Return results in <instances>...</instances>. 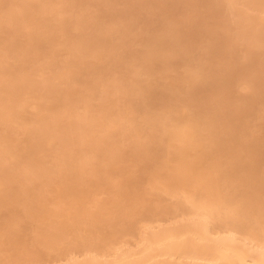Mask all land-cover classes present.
Here are the masks:
<instances>
[{"label":"bare ground","instance_id":"obj_1","mask_svg":"<svg viewBox=\"0 0 264 264\" xmlns=\"http://www.w3.org/2000/svg\"><path fill=\"white\" fill-rule=\"evenodd\" d=\"M19 1H21V0H19ZM44 1H46V0H44ZM47 1H49V0H47ZM72 1H74V0H72ZM213 1H216V0H212V2ZM226 1L229 4V5H227L228 8L233 7L236 4V0H226ZM244 1L246 2L247 5H250L251 7H254L256 9L257 8L259 9V7L264 5V0H244ZM32 2L24 1L22 4H20L21 2L20 3L18 2L19 4H17V3L16 4L20 8L22 7L21 9H23L24 7H27V8H29V10L31 9V10L41 11L42 13H43V11L44 12L48 11V8H49L50 12L53 13V11H51V10H52V8L54 9L56 7V6L55 7L51 6L52 8H50V6H49V7H47V10H44L43 9L44 7L42 8L44 3L41 4L42 1L40 4H38V1H37V4H35V2L34 3H32ZM69 2H70V0H69ZM191 2H192V0H191ZM193 2H194V4H196L195 0ZM5 3H6V1L3 2L0 0V6L1 7H3V5ZM55 3L53 2L52 4H55ZM76 3L78 4V1ZM213 3H215V2H213ZM10 4H12V3H10ZM49 4H51V1L49 2ZM79 4H80V2H79ZM198 4H200V2ZM218 4H219V2H218ZM22 5H25V6L23 7ZM161 5H164V4H161ZM165 5H167V3ZM209 5H210V3H209ZM9 7H11V5ZM59 7H60V5H59ZM79 7H80V5H79ZM8 9H10V8H8ZM57 9L61 10L60 8H56L55 11ZM156 9H158V6ZM160 10H161V8H160ZM23 11H24V9H23ZM55 11H54V13H57V14L59 13V12H57V11L55 12ZM216 11H217V9H216ZM14 12H16L15 9H14ZM211 12H213V11H210V14H211ZM4 13H7V12H4ZM23 13L24 14L21 13L20 17L18 15L19 18H16L17 17L16 14H15L16 17H11V14L10 15L6 14V15L8 17H10L9 19L7 17V19L12 24H14V26L17 28L21 24V21L25 20L24 21V24H25V22L27 21L26 19H31V17L34 16V15L32 16L29 11H24ZM32 13L34 14V11ZM35 13L38 14V12H35ZM81 13H82V11L80 12V15L78 14L80 16L79 18H73L74 16H71L72 19H76V20H70L71 22L69 20L62 19L60 16L58 18H56L54 15L55 20H57L56 24H54V25H56L57 28L61 29V31L63 29L65 31V29H66L65 26L67 23L68 24L70 23L73 26L76 25V27H78V29L80 31H77L78 33H75V34L73 33L74 35L68 33V31H67L68 28H67V30H66L67 32H65V33L62 32L63 35L62 36L60 35L61 38L57 42H58V45L59 44L61 45V47L68 48L69 49L68 51H71V52L74 51V53H73L74 55L73 56L71 55L72 56L71 62H69L70 67L71 66L74 67V65H76L78 63L81 64V62H83V63L86 62L87 63L86 73L89 74V78H90V75L92 78L93 75L96 76L95 73H97L96 71L98 70V68L101 69V67H100L101 64L95 62L96 59L93 61L90 59L88 60V58H91V59L97 58V60L98 59L102 60V58H104V60H105V58H108V59L114 58L115 54H113V52L114 51H120L119 47L122 45L121 43L125 42L127 40L122 41V37L125 36L123 34V32H124L123 30H121L119 28L114 29L113 27H110L109 25L107 26L105 24V22L101 21L103 19L98 18L96 20H93L91 18V20H90L87 16H85L86 13L84 15L82 14V16H81ZM207 14H209V12ZM2 15L3 14H1L0 16H2ZM3 16L1 18H3ZM75 17H76V15H75ZM36 18L37 19L33 20V24H34L33 27L34 28L32 30L30 29L26 33L27 37H28V39L26 40V45L30 46V48L33 51H29L28 47H25V46L21 47V43H20V40L18 39L17 35H14V36L10 35V36H12V38H9L10 36L8 35L9 40L10 39L13 40V42L10 41L11 46L13 43V46H12L13 50H11L10 45H9L10 46L9 50L14 52V54H13L14 56L13 55L12 56H13V59L16 60L15 64L18 67L19 66L21 67L22 63L26 60V56H25L26 54H28V53L32 54V55H36L37 53L40 54L41 50L44 49V48H39V49H41L39 52V50H37V48H36V46H39L37 43H40V42L35 43L37 40V37H38V40H40L41 42H42V39H39V36H41V33H38L39 31L37 32L35 30L36 29L39 30L38 27H42V26H43L42 28L48 27V28H46L48 30L49 25H52L54 23V21H53L54 18H53V15H51V14L49 15V14L45 13V15H41V13H40V17H36ZM66 18H69V17H66ZM38 19H39V21H38ZM127 20L130 21L131 17L127 18ZM249 20L255 21V23H254L255 25L251 26V28H253V29H251V32H248L246 29V24L249 23L248 22ZM3 22H6V21L3 20ZM125 22H127V21H125ZM185 22H186V20H185ZM130 23L131 22H129V24ZM237 23H238V21H237ZM182 24H181V26H183ZM187 24H188V22H187ZM54 25H52L53 29H55ZM52 26H50V29L53 32V29L51 28ZM73 26H71V27H73ZM130 26H133V25L130 24L128 26V28ZM176 26H178V25H176ZM199 26H201V25H199ZM204 26H202V27H204ZM224 26H226V25H224ZM239 26H241L240 30H239V33L241 35H243L245 37L253 38V40H258V41L263 40V37H264V15L258 14V15H253V16L247 17V16H245V14L242 13L241 21H239ZM120 27L122 28L123 26H120ZM125 27L126 26H124V28ZM169 27H170V29L168 31H170L169 34H171L172 33L171 30L174 28L173 27L171 28V26H169ZM194 27H193V29H194ZM20 28H21V26H20ZM198 28H197V30L201 29V27L199 29ZM205 28H206V26H205ZM46 29H44V31ZM125 29H127V28H125ZM178 29L177 30L175 29V31H174L175 34L173 33L174 34V35L172 34L173 37L169 38L170 44H171L170 46L166 45V42H169L168 39H167V41L163 40L162 36L165 33L162 31V32L153 34L151 38H147V39H146V37L144 38V39H146V41L144 40L145 43H142V44H144V46H145V44L148 45V47H147L148 49L146 50V48H145V50H144L145 53H143V55L139 56L138 55L139 52L137 51V55L133 56L132 50L129 52H127V51H121V52H123V58H125L124 62L127 63L126 64V70H128L131 73V75L128 76L129 78L127 79V81L124 80L125 82H123V85H124L123 88L125 87L124 88L125 93L128 94V97H127L128 103L127 104H129L131 108L134 107L137 110L143 112V122L146 126V129L147 128L150 129V131L148 133L146 132L147 133V136H146L147 139L145 141L140 140L143 143H141V146L138 145L139 146L138 150H140V151L143 150V152H145V156H146L145 158L151 160V162L153 163L151 165H154L150 169V170H152V172H151L152 177H151V179H149L150 185L153 186V188H154L155 184L161 182L160 187L157 185V187H159V189H161V191L162 190L168 191L169 193H172L174 195H178L179 193H181L180 195H182L184 193L183 194L184 195L183 196L184 197L183 202H177L176 201L177 203L173 207L174 209L176 208L175 210H177V208H178L180 210V212L183 213L182 214L183 217H181L180 220L177 219L179 221L173 222V224H165V225L164 224H158V225H146L145 224L144 227H145V229H147V234H146L147 236H144L145 232H142V230H141L140 232L142 233V235L144 237L142 236L141 238L137 239L135 241L136 244L134 246H133V244L125 242V243H121V244L119 243V244L113 245V247L110 248L109 251L107 249H106L107 251L102 250L101 254H99L98 251H97V253H95L94 251L90 252V253H84L82 257L76 256L75 254H73V255H69L67 260L66 261L64 260L65 262H62L61 264H264V167L262 166L263 168H261L259 166L260 165L259 161H261L260 158L262 157V156L260 157L259 154L260 155L264 154L263 153L264 152L263 151L264 150V120H263V124L261 126H258L259 128L257 130H252V131L249 128V126L247 124V120H246V117H247L246 115L248 113L247 112V108H248L247 106L249 105L251 99L254 98L253 96H255L257 94L258 90L260 91V89H263V88H261L259 85L252 84L251 82L250 83L252 85H250L247 82V84H248V85L246 84L247 87H249V85H250V87H252L251 90H252L253 94L250 93V94H252V97L250 98L251 95L242 96V98L239 100V103H237L238 105H235V106H234V103L232 102L233 108H232V111H230V109H229L230 113L227 111L228 114L221 113L220 110H215L216 112L214 111V113L213 114L211 113V115H206V114L202 115V114H199V112H195L193 109H191L190 107L187 106V104L184 102V100L182 98H184L188 94H190V96H188L190 98L192 94L194 96L195 93L199 92V90L195 91V89L196 88L198 89L200 84H204L206 82L207 78L210 76L211 71L206 72L204 70V68L202 67V64H200V63H196L195 65L193 63V66L190 65V61H193L191 59L194 56L192 58H190L191 57L190 55H192V53L189 55L190 52H189L188 47L182 44V41H184V40H182V36L180 33L181 30L179 27H178ZM184 29H187V28H184ZM208 29L209 30H204V31L209 32L211 30L210 28H208ZM41 30L42 29H40V31ZM56 30L57 29H55V31ZM226 30H229V28H226ZM190 31H192V30H190ZM194 31H195V29H194ZM194 31L191 32V35H192V33H194ZM201 31H202L201 36L206 37L205 35H203V32H204L203 28L198 33L201 34ZM154 32H156V31H154ZM43 33H49V34H42L44 36V39H46L45 36H47L48 38L50 37V36H48V35H50V32L45 31ZM56 33H58V32H56ZM228 33H229V31H228ZM125 34H126V32H125ZM223 34H225V33H223ZM52 35L54 36V34H52ZM167 35H166V38L169 36V35L168 36ZM43 36L41 38H43ZM147 36H148V34H147ZM194 36H195V34H194ZM201 36L199 35L200 38H201ZM1 37H3V36H1ZM115 37L117 39L119 38L121 41L116 40ZM125 37H127V35ZM199 37H198V39H199ZM184 38H187V37H184ZM192 38H193V35H192ZM207 38L206 39L208 40V44H209V36ZM213 38L214 37H212V39ZM164 39H165V37H164ZM229 39L230 38L228 36L224 37V40H226V41H229ZM128 40L130 41L131 38H128ZM202 40H200V42ZM192 41L193 40H191V42ZM196 41H198V40L196 39L195 43H196ZM188 42L186 41V43H188ZM191 42H189V43L191 44ZM210 42L212 43V45L214 44V41H210ZM7 43H9V41H7ZM204 43H206V42H204ZM202 45H203V43H202ZM219 45H221L220 42H219ZM223 45H224V43H223ZM204 46H206V45H204ZM162 48H163V50H165V52H168L169 55L171 54V57L168 55L167 57H164L163 59H161V61L163 60V62H162L163 64H162L161 69L153 70V68L150 64H151V61H154L153 59H155V56H154V58H152V56L154 55V53L157 49H158V51H160L159 49H162ZM199 48H201L202 50H204V48L210 49L208 47V45L204 48H202L201 46ZM213 48H215V47H213ZM213 48L211 49V51H213ZM223 48H225V50L228 49L227 47H224V46H223ZM4 49H5V47H4ZM216 49L217 48H215L214 51H216ZM49 50L50 49H48V51ZM222 50H224V49H222ZM199 51H200V49H199ZM207 51H210V50H207ZM207 51H205V52L208 53ZM228 51H230V50H228ZM216 52H214V53H216ZM222 52H224V51H222ZM141 53H142V51H141ZM158 53L156 52V54H158ZM39 54H37V55H39ZM41 54H40V56H41ZM163 54H164V52H163ZM163 54L161 55L159 53V55H161V57L159 55L158 56L160 58H162ZM196 54H197V52H196ZM201 54H202V52L198 53V55H200V56H201ZM204 55L207 56V54H204ZM142 56H144V57L142 58V60H140V57H142ZM197 56H196V58H197ZM213 56L214 55H212L211 57L213 58ZM219 56H221V55H219ZM150 57L152 58V60L149 59ZM202 57L204 58V56H202ZM40 58H39V60H40ZM198 58H200V57H198ZM217 58H218L217 59L218 61H221V60H219L220 58L218 56H217ZM223 58H225V57H223ZM36 59L37 58H35V60ZM115 59L116 58H114V60ZM146 59L151 60L150 64L148 63L150 66L148 64H145L144 60L146 61ZM206 59H207V57H206ZM208 59H210V58H208ZM202 60L204 61V59H202ZM178 61H180V64L182 65V68H180L181 70H175L176 68L173 69L171 67V66H174L177 64L179 65ZM200 61H201V59H200ZM230 61H232V60H230ZM205 62H206V60H205ZM221 62H223V61H221ZM235 62L236 61H233L232 62L233 64L230 63L231 66L235 65L234 64ZM105 63L106 62H104V64ZM201 63H203V62L201 61ZM79 64L77 66L78 68L80 67ZM97 64H99V65H97ZM85 66H86V64H85ZM223 66H224V62H223ZM40 67H38V69H40ZM70 67L69 68L65 67L66 69L65 68H64V70L61 69L62 71L59 70L60 73H58L59 71L57 70L58 71L57 73L59 74V76H61L60 78H63V77L71 78L73 76L74 70L72 69V67L71 68ZM83 67H84V64H83ZM80 68L83 69L82 67H80ZM36 69L37 68L35 67V70ZM77 69H76V71H77ZM218 69H220V68H217V70ZM225 69L229 70V71H227V70L226 71L230 75V67L229 68L227 67ZM170 70H173L175 73L173 75H171ZM7 71H9V70H7ZM32 71H33V69H32ZM98 71H100V70H98ZM215 71L216 70H213L214 73H217V71L216 72ZM5 72H6V70H5ZM36 72H37V70H36ZM52 72L53 71H51V73ZM78 72H79V70H78ZM81 72H83V71H81ZM10 73H12V71H10ZM25 73H27V72H25ZM133 73L135 75L134 77H133ZM214 73L211 75H214ZM219 73H220V71L218 70V73H217L218 76L220 75ZM222 73H226L225 70H223ZM88 74H85V75L88 76ZM155 74L156 75L159 74V77L164 78L165 80L163 79L162 82H159L157 79L159 77L158 76L155 77L156 76ZM224 75H222V78ZM232 75H230L229 77H232ZM0 76H1V74H0ZM2 76H4V75H2ZM19 76H21V75H19ZM29 76H28V78H29ZM55 76H58V75L57 74L53 75L52 79H54ZM69 76H71V77H69ZM8 77L9 76H7V79H8ZM14 77H16V76H14ZM46 77H48V76H46ZM51 77H52V75H51ZM51 77H49V78H51ZM215 77H217V76H215ZM22 78L17 76L16 81L21 82ZM43 78H44V76H43ZM122 78H120V79H122ZM125 78H127V77H125ZM166 78H168V80H166ZM218 78H215L218 81V82L216 81L218 85L215 84V85H217L216 90H215L217 95H218L219 91H221L222 89L224 90L225 86H228V85H226V83H228V82L225 80V78H223V79H218ZM226 78H227V76H226ZM5 79L4 78L2 79L3 83H4L3 80H5ZM120 79H119V81H118V79L116 81L120 82L121 81ZM211 79H213V77ZM30 80H32V78ZM46 80L47 79H45L44 81L47 82ZM254 80H252V81H254ZM0 81H1V79H0ZM27 81H29V80L27 79ZM112 81H115V80L112 79ZM116 81L114 82L115 84L117 83ZM9 82H10V84L7 85V83H9ZM9 82H7V80H6L7 86L5 84H3V85H5V87L3 86L5 88V89H3L4 91L2 90L4 93L0 94V122H1V124L2 123L7 124L8 121L11 122V119H14V118L16 119V117H18L19 113L17 112V109L15 110V108H14L15 105L18 108L19 107L24 108V106L26 107V104H27V99H22L19 97L18 94H16V92H17L16 91L17 86L15 85L16 82L14 81L15 84L11 80ZM213 82H214V80H213ZM46 84L48 87V83H46ZM118 85H119V83H118ZM207 85L208 84H206V86ZM42 87L44 88L43 85H42ZM114 87L115 86L113 85V88ZM117 87H119V86H116V88ZM56 89H58V88H56ZM108 89H109V87H108ZM108 89H107V91H108ZM210 89L208 90V92H210ZM113 90H115V88ZM113 90H112V93L114 94ZM249 90H250V88H249ZM64 91H66V90H64ZM211 91H213V90H211ZM40 92H42V91H40ZM100 92L105 94L103 91H100ZM67 93H69V92H67ZM108 93L109 92H107V94ZM181 93L182 94L185 93L186 95L181 97L180 96ZM107 94H106V96H109V94H111V93H109L108 95ZM223 94H225V93H223ZM42 95L39 94L38 99L39 98L42 99L43 98ZM63 95H64V93H63ZM217 95L214 96V94H213V96L215 98ZM106 96L104 98H106ZM211 96H210V99H213ZM218 98H220V97H218ZM107 99H108V97H107ZM110 99H111V97H110ZM217 100H219V99H217ZM39 101L40 100H38V102ZM44 101H45V99H44ZM254 102L256 103V100H254ZM257 102H260V101H257ZM35 103H34L35 106L39 107L41 101H40V103H37V99H36ZM42 103H43V101H42ZM227 103L230 104V102H227ZM226 104H224V105H226ZM252 105H254V103ZM85 106H86V104L84 105V108H85ZM103 106L105 107L104 104H103ZM221 106L222 105H220V107ZM255 106H256V104H255ZM214 107L216 108V105ZM39 109H40V107H39ZM98 109L100 110V112L103 111L102 107H100V108L98 107ZM120 111H122V110H120ZM204 111H201V113ZM110 113H113V112H110ZM110 113H108V114H110ZM205 113H208V112L206 111ZM55 114L57 115L58 113H55ZM77 114H76L77 120H78V117H81V119L86 118V116L82 117V116H80V114H79V116H77ZM31 115H33V114H31ZM44 115H46V116H44ZM44 115L42 113H40V110H39V113H37V112L34 113V115L29 119V124H31V125H30V127L28 126V128L26 129L27 132L25 131L26 132L25 135L27 134V137L24 138V136H23V138H22L24 140V141L23 140L22 141L25 142V144H24L25 146L22 145L23 143L20 142L21 147L22 146H24V147H22V148L19 147V148L24 152L26 151L27 156H29L30 154L33 155L35 153H39L38 150L36 152L35 149L41 144H42L41 147L39 146L40 149L42 148V146H44V144L48 145L50 147V144H52L55 141V139H58L59 142L62 141V146H64V147H65V145L67 147H69V146L71 147V145H73V144L77 145V146L75 145V147L73 145V147H72L73 149L72 148H66V149L63 148V150L64 149L65 150L61 151V152H62V154H66L65 160L61 159V158L59 159V156L56 153L54 155V158H56L58 160H56V161L54 160V163H53L54 165L51 164L52 165L51 168H53V169H50V172L52 174H56V176L59 177V179H58L59 183L57 182L58 187H57L56 191H54L55 192V195H54L55 198L52 196L53 195L52 194L51 196H52L53 200H51L49 198V200H50L49 203L56 204L55 206L56 207L58 206L59 208L57 207V209H59V210H57V211L56 210L54 211L53 209L50 210V208H52V206H54V205L49 206V209L44 207L45 203L43 205L42 204L43 202L42 203L40 202L42 200V198H41L42 195L40 193L41 189L40 190L39 189L34 190L32 187L26 188V186H23L25 184L22 183V186L20 184H18L21 187L18 186V187H16V189L17 188L18 189L14 190V188L11 187L8 184V182H6V180H7L6 178L9 174L12 175L11 177L16 176V177H14L16 179L18 178V176H22L21 178L22 179L24 178L23 180H27L28 182L32 181L33 178L39 177L40 175H44L45 178H47L48 180H51V178H50L51 175L49 174V171H48L49 168H47V173H45V174H44V172L40 173L38 171V168H39L38 165L42 162L39 161L38 162L39 164H37V162H36L37 159L33 160L34 157L32 155H31L32 157H30V158L29 157L24 158L23 156H25L24 155L25 153L19 152L20 150H15V151H13L14 149L11 150L12 149L11 147L14 148L15 147L14 145L17 146L18 144H15V142H17L15 140H14L15 142H12L13 139H15V138H13L9 132H8V134H9V136H8V134L5 131L4 132L6 134H0V187L2 186L1 187L2 191H0V203L2 202L1 205H5L7 203V201L10 200L9 196L12 195L11 192L13 191L14 192L13 194H15V196L18 195V198L16 199V197L14 198V196H12L13 199L11 198V200L15 203L17 202L18 204L20 203L21 205H23V206H21V207H23V209H22L23 213H26L29 215L31 212H29L28 209L30 207L29 204L32 203L31 200H36V199L39 200L38 198L40 197L41 200L38 201V202H40V204H39L40 207H37V208H40L42 211L41 215H40L41 216L40 219H42V217H44L45 219H49L52 216L57 217L59 219H58V222L56 223V225L55 224L52 225L51 228H49L47 230L42 229L41 231H36L35 235L37 236L36 238H38V239H36L34 237L33 240H31V241H34L35 239L36 240L34 242H32V247H30L28 249H27V245H29L28 243H31V241L25 242L27 244L24 243L25 245L23 246L22 249H20V248L16 247L17 243H20V241L14 240V239H17V237L14 238L13 240H11L8 237L9 239L8 240L6 239V240L8 241V244L10 246L13 245V247H11L13 250H11L12 252L9 251V253L6 252L5 253L6 255H3L2 258L0 257V264H21L23 261V259L21 258L22 254H26L27 251H30V250L37 252V250L39 249V248L37 249V247H38L37 244H40L41 246L43 245V247L45 246L44 248L47 247V248L54 251L55 246L57 245V243L61 242V240H62L61 236L64 234L66 229L67 230L69 229L68 228L69 226H70L71 232L73 233L72 236L77 237V238H73L74 240L75 239L78 240V237H79L85 241L87 238L84 239L85 238L84 236L87 235L89 231L86 233V231L88 229H86V228L83 229L82 227L81 228L79 227L78 222L80 220H84L83 224H85V222H89L90 226L93 225V224H91L92 222L100 221V220L111 225V223H112L111 219H114V217L119 212L121 213V211H122L121 209H123V207H124L122 200L124 199L125 190L122 189V185H118L122 182H118L116 190L114 192L117 194L118 197H116V198L114 197V199H110L111 203L109 202L110 203L109 208L105 206V208H108V209H105L103 207L104 205H102V207L105 210H103V208L101 206H98L99 208H97V206H96L97 203H95L96 201H94L95 205L93 207H95V209H92L93 207H91L90 209L85 208L84 207L85 205L83 206L82 204H80L81 205L80 207L82 209L79 207L80 208L79 211H77V210H76V212L73 211L74 213L73 212L71 213L69 211V209H68L69 207L67 208V205L65 206V204H69L71 199L77 203L82 196V194L80 193L81 194L80 195L78 192L82 191L83 187H80V189L77 188V185H79V184H77L76 179H78V181H81V182L85 181L88 184H91V182L94 178L97 179L99 177V174L102 172V169L101 168L99 169V167H96L94 165V167L90 171H88V174H86L85 172H87V170H89L91 167V164H89V161H90L91 156H92L91 153H93V155H95L96 147L94 146V147L89 148L90 150L88 149V151H87L88 153L86 154V151H84V149H83L84 148V146H83L84 144L82 142L83 140L80 137H78V139L76 141L73 140L72 141V142H74L73 144L72 143H71V145H69V143L67 144V140H68L67 138H69V135L67 136L64 134L65 136H67V138H65V136H63V134L61 133L62 132L61 130H58V129L56 130V128L53 127V124H55V123L57 125L59 124L58 122L54 123V121H56L55 117H53L54 114H53V116H50L51 114L49 116H47L48 114H44ZM72 115H74V114H72ZM121 115H122V113H121ZM126 115L123 114L122 118H125L126 120L129 121L130 125L128 128H130V126L133 127V116H128V115L126 116ZM232 116H234V118ZM58 117L59 116L57 115V118ZM95 117L96 116H92L91 119L94 120ZM99 117L102 118L103 116L101 117L99 115ZM99 117L98 118L96 117L95 119H97V121L99 123H101V120ZM73 118H74V116H73ZM58 120L59 119H57V121ZM77 120H75V121L77 122ZM16 122H17V120H16ZM18 123H21V125H22L21 127H23L25 125V124H22V123H24L22 121L21 122L18 121ZM8 124H11V123H8ZM79 124L78 125L74 124L73 129H76L75 130L76 132L79 131V134H80L81 131H83V129H80L81 125L79 126ZM62 126H64V124L61 123V128H62ZM69 126L72 127V125H69ZM122 126L124 128V125H122ZM6 128L7 127H5V129L4 128L3 129L7 130ZM23 129L25 130V128H23ZM59 129H60V127H59ZM70 129H72V128H68V130H70ZM108 130H110V129H108ZM57 131H60L59 133H61L62 135L59 134ZM72 131H74V130H72ZM72 131L70 130V132H72ZM121 132H124L123 129ZM109 133L111 134V131H109ZM126 134H125L124 138H126ZM72 135H70V136H72ZM106 135H108L107 132H106ZM80 136H81V134H80ZM103 136H105V133ZM10 138H12V140ZM74 138H77V137H75L73 135L72 138H70V139H74ZM100 139L97 140V143L100 142ZM39 141H41V142L39 143ZM42 141H44V144ZM254 141H256V142H254ZM18 142H19V140H18ZM63 142H66V143L63 145ZM131 142H132V140H131ZM102 143H103V145H106L105 149L107 147H109V145L107 146V142L104 143V141L102 140ZM108 143H110V141ZM126 143L129 144V141ZM131 145H133V143ZM102 148H104V146ZM135 148H137V146H135ZM203 148H209V150L203 149ZM70 149H72V150H70ZM109 149L110 150H108V151H110V153H111L113 150H112V148H109ZM119 151L122 153L121 149ZM140 151L138 152V154L140 153ZM255 151L258 152L256 154L260 158H258L257 155H256L257 158H253V157H255L253 155L255 153ZM120 152L118 153V151H115V154H113V155L115 156L116 153L120 154ZM21 153H23V154H21ZM110 153H108V154H110ZM243 153L246 154L245 156L248 158V161L244 160L245 157L243 158V156H244V155L242 156ZM140 154H142V153H140ZM37 155L35 154V156H37ZM77 158H79V161H77V163H73V162H76ZM201 158H206L208 160H205V163L201 164ZM172 161H173V163H172L173 165H168V162H172ZM224 163L226 165H224ZM43 165L44 164H42V166ZM160 169L166 170L167 172L165 171L164 172L165 174H162L160 172L161 171ZM42 171H44V170H42ZM106 171H107V169L104 170V172H106ZM237 171L240 172V174L238 176H236ZM241 171H243V172H241ZM213 173H214L215 178H210L209 175H211ZM3 177H4V179H3ZM72 178H74L73 179L74 181L72 180ZM160 179H162V180H160ZM157 180H158V182L155 183V181H157ZM173 180H174V182H173ZM44 182H47V180ZM60 182H62V183H60ZM104 182L105 181H103V183ZM47 183H46V185H47ZM44 185H42V186H44ZM188 187H190V188L188 189ZM11 189H13V190H11ZM46 192H47V190H46ZM48 192H49V190H48ZM9 193H10V195L8 196ZM64 196L68 197V202L66 201V198L64 199V202H63L62 198H64ZM69 197H71V198H69ZM157 197H159V196L157 195ZM54 199H56L55 202H54ZM159 199H161V198H159ZM46 201H48V200H46ZM3 202L5 204H3ZM159 202H161V200ZM62 203H64V204H62ZM34 204L37 205V202ZM59 204H60V206H59ZM36 205H34V206H36ZM46 206L48 207V205H46ZM31 207H32V205H31ZM88 207H90V206L88 205ZM159 207H160V205H159ZM34 208H36V207H34ZM76 208H78V207H76ZM158 209H160V208H158ZM165 209H167V208H165ZM169 209H170V207H169ZM162 210H164V209H162ZM179 210L177 211L178 213H180ZM103 211L105 213H103ZM167 211H169V210H167ZM39 212H40V210H39ZM173 212H175V211H173ZM120 213H119V215H121ZM32 214H33V212H32ZM99 214H102L103 216L106 214L105 216L107 219L103 220L105 218V216L103 217V219H100ZM23 215L24 214L19 215V216L22 217ZM34 215H35V213H34ZM180 215H181V213H180ZM40 216H37V219H39L38 217H40ZM27 217H30V216H27ZM34 218H36V215ZM22 220H23V218H22ZM102 221H101V223H103ZM8 222H9V225L12 224L13 227H17V229L19 228L18 222L12 221V220H10ZM80 223L81 222H79V224ZM127 224H129V223H127ZM6 226H8V223ZM6 230H7V228H6ZM84 230H86V231H84ZM69 232H70V230H69ZM138 233H139V231L137 232V234ZM2 235L5 236L6 234L3 232L0 233V244H2V242H4V240L1 241L2 240L1 237H3ZM133 235H135V234H133ZM6 237H7V235H6ZM93 237H92V239H93ZM3 238H5V237H3ZM95 239H96V236L94 238V241H95ZM64 241H66V239H64ZM69 241L71 242V240H69ZM72 243L76 244L78 242H72ZM107 245H109V244H107ZM84 247H85V245H84ZM0 248H1V246H0ZM2 249H4V248H2ZM40 253H42V252H40ZM42 254H44V253H42ZM57 254H59V253H57ZM33 255L35 256V254H33ZM25 256H22V257L27 258Z\"/></svg>","mask_w":264,"mask_h":264},{"label":"rangeland","instance_id":"obj_2","mask_svg":"<svg viewBox=\"0 0 264 264\" xmlns=\"http://www.w3.org/2000/svg\"><path fill=\"white\" fill-rule=\"evenodd\" d=\"M1 1H3V2L6 1V3L3 5V7L0 6V10L1 9L3 10V11L2 10L0 11V15L1 14L4 15V16L2 15L3 18H1L2 16H0V39H1L0 40V74H1V76L4 75L2 77L0 76V79H1V81H0V87H1L0 88V94L4 93L3 89H5L4 87L6 85V80H7V82H9L11 80L14 84L16 82L15 85L17 87L16 86L15 87H16V91L18 92V93L16 92V94H18L19 97L22 99H27V104H26V107L24 106V108H20V107L18 108L16 105L14 106L15 110L17 109V112L20 115L17 113L18 117H16V119L15 118L11 119V122L8 121V123H11V124H8V123L7 124H5V123L1 124V122H0V134H6V133L8 134V132H9L10 135L13 138H15V139H13L12 142H15V141L18 142V140H19L18 143L15 142V144H18V145L17 146L14 145L15 146L14 148L11 147L12 148L11 150H13V149H14L13 151L20 150L19 152L25 153L24 154L25 156H23L24 158H26V157L30 158L33 156L34 157L33 160L37 159L36 160L37 164H39L38 163L39 161L42 162L38 165V167H39L38 171L40 173L44 172V174H45V173H47V168H49L48 171H49V174L51 175V176L49 175L51 180H48L47 178H45L44 175H40L39 177L33 178L32 181H29V182L27 180H23L24 178L22 179L21 178L22 176H18V178L20 177L21 179L20 178L19 179L14 178L16 176L11 177L12 176L11 174H9L6 178L7 180L9 179L8 181L5 179L6 182H8V184L14 188V190L18 189V188L16 189V187H18L20 185L22 186V183L25 184L23 186H26V188L32 187L34 190H37V189L40 190L41 189L40 193L42 195L41 198L43 201L41 200L40 197L38 198L39 200H37V199L31 200L32 203L29 204L30 207L28 209L29 212H31L29 215L26 213H23V211H22L23 207H21L23 205H21L20 203H19L20 204L19 205L17 202L15 203L11 200V198L13 199L12 196H14V198L16 197V199L18 198V195L15 196V194H13L14 193L13 191L11 192L12 195H10V193L8 194V196L10 195L9 199L12 202L10 200H8L6 204L3 202V204H5V205H1L2 202L0 203V233L3 232L7 235V237H6V235L5 236L2 235L5 238L1 237V239H2L1 241L4 240V242H2V244H0V246H1L0 250L2 248H4L1 250L2 252L0 251V257L1 258L3 257V255H6L5 254L6 252L9 253V251L13 250L11 248V247H13V245L10 246L8 244L7 240L9 238L11 240H13L14 238L17 237V239H14V240H18V241H20V243H17L16 247L22 249L23 246L25 244H27L25 242H29V241L33 240L34 237L35 238L37 237L35 235L36 231H41L42 229L47 230V229L51 228L52 225H54V224L56 225V223L58 222L59 218L53 217V216L50 217L49 219H45L44 217H42V219H40L41 218L40 215H41L42 211L40 208H37V207H40L39 206L40 202L41 203L43 202L42 204L44 205V203H45V205H44L45 208L49 209V206L54 205V206H52V208H50V210H52V209L54 211L59 210V209H57L58 206L57 207L55 206L56 204L49 203V201H50L49 198L51 200H53L52 196L54 197V195H55L54 191H56V189L58 187V183H59V181H58L59 177L56 176V174H52L50 172V169H53L51 167H52V165H54L53 164L54 160L55 161L58 160V159L54 158V155L57 153V155L59 156V159L61 158V159L65 160L66 154H62L61 151H64L66 148H72L74 145L73 144L74 142H72V141L73 140L76 141L78 139V137H80L83 140L82 141L84 144L83 149H84V151H86V154L88 153L87 151L89 148L94 147V146L96 147L95 155H93V153H91L92 156H91V159L89 161V164H91V167L85 173L88 174V171H90L94 167V165L96 167H99V169L101 168L102 172L99 174V177L97 179L94 178L92 180L91 184H88L85 181L81 182V181H78V179H76L77 184L80 185V186L77 185V188L80 189V187H83L82 191L78 192L79 194L81 193L82 196L77 203L71 199L70 203L65 204V206L67 205V208L69 207L68 209L71 213L73 211L76 212V210L79 211L81 208L80 204H82L83 206L85 205L84 207L89 208V209L91 207H93L95 205V203H97V205H96L97 208H99L98 206L102 207V205H104L103 206L104 208H105V206L109 208L110 203H111L110 199H114V197L115 198L118 197L117 194L114 193L116 190L117 184H118V182H122V183L118 184V185H122V189L125 190L124 199L122 200L124 207H123V209H121L122 210L121 213L119 212L121 215H119V213H118L115 216L116 218L114 217V219H111V221L113 223V224L111 223V225L100 220V219H103V217L106 214L104 216L102 214H99V216H100L99 220L100 221L92 222L91 224H93V225H91V226L89 225L90 224L89 222H85V224H83L84 220H80L79 222H81V223L79 224V222H78L79 227L80 228L82 227L83 229H85V228L88 229L87 231L84 230V231H86V233L89 231L88 234L84 236L85 237L84 239L87 238L85 241L79 237H78L79 241L77 239L74 240L73 238H77V237L72 236L73 233L71 232V229L69 226L68 230L65 228L66 230H65L64 234L62 235L63 237L61 236L62 240H61V242L57 243L54 251L47 248V247L44 248L45 246L43 247V245L41 246L40 244H37L38 245L37 249L39 248L37 250V252L31 251L29 249L30 251H27L26 254H22V256L26 255L25 257H27V258H24L21 256V258L23 259L21 264H61L62 262H65L67 260L69 255H73V254H75L76 256H79V257H82L84 253H90L93 251L95 253H97V251H98V253L101 254L102 250L104 251L107 249L109 251V249L112 248L113 245H116L119 243L121 244V243H125V242L133 244V246H134L136 244L135 241L143 236L142 233L140 232L141 230H142V232H145V234L143 233L144 236H147L146 235L147 229H145V227H144L145 224L146 225L173 224V222L179 221L181 219V217H183V215H182L183 213L180 212V210L178 208H177V210H175L176 208L174 209L173 207L177 202H183V200H184L183 194L184 193L182 195H180L181 193H179L178 195H174L172 193H169L168 191H163V190L161 191V189H159V187L161 186L160 185L161 182L155 184L154 188L156 190L153 188V186L150 185L149 179H151V177H152L151 176L152 170H150V169L154 165H151V164H153L151 162V160L145 158L146 156H145V152H143V150H141V151L138 150L139 149L138 145L141 146V143H143L141 141H145L147 139L146 136H147V133L150 131V129L149 128L146 129V126L143 122V112L137 110L134 107L131 108L130 105L127 104L128 103V101H127L128 94L125 93V89H124L125 87L123 88V86H124L123 82H125L124 80L127 81V79L129 78L128 76H130L131 73L128 70H126V64L127 63L124 62L125 58H123V52H121V51L129 52L132 50L133 56L137 55V51H138L139 56L143 55V53H145V51H144L145 48H146V50L148 49L147 48L148 45L145 44V46H144V44H142V43H145L144 40L146 41L147 38H151L153 34L163 31L165 34H163L162 38L164 41H167V39H168L169 42H166V45L170 46L171 44H170L169 38L173 37V35L175 34L174 33L175 29L177 30L179 27L181 30L180 33L182 36V40H184V41H182V44L188 47L189 52H190L189 55L192 53V55H190L191 56L190 58H192L194 56L191 59L194 62L190 61V65L193 66V63H194V65L196 63H200V64H202V67L204 68V70L206 72L211 71L210 76H209L210 78L208 77L204 84H200L198 89L197 88L195 89V91L199 90V92H197V93L194 92L195 93L194 96L192 94L190 98L188 97V96H190V94H188L187 96L182 98L188 107L193 109L195 112H199V114H202V115H205V114L211 115V113L213 114L215 110H220L221 113L228 114L229 109H230V111H232V108H233L232 104L234 103V106L238 105L237 103H239V100L242 98V96L251 95L250 98L252 97L253 92L251 90L252 87H250V85L255 84V85H259L263 89H260V91L258 90V92H257L258 95L256 94L255 96H253L254 98L251 99V101H250L251 104L249 103V105L247 106L248 107L247 108L248 113L246 115L247 116L246 120H247V124H248L249 128L251 129V131L257 130L259 128L258 126H261L263 124V120H264V85H263L264 84V37H263V40L258 41V40H253V38H249V37H245V36L241 35L239 33V30L241 27V26H239V21H241L242 13L245 14V16H247V17L253 16V15H258V14L264 15V5L259 7V9L258 8L256 9L254 7H251L250 5H247L244 0H236V4L230 8H228L227 5H229V4L227 3L226 0L213 1L215 3H213L212 0H204V1L203 0H195L196 4H194V2H193L194 0H192V2H191V0H74V1L70 0V2H69V0H49V1L37 0L38 4H40L41 1H42L41 4L44 3L42 6V8L44 7L43 8L44 10H47V7H49V6H50V8L56 6L54 9L52 8V10H51V11H53V13H54L56 8H60L61 10L57 9L56 11L59 13L53 14L50 12V10L48 8L49 12L43 11V13H42L41 11H36V10H31V9L29 10V8L24 7L25 5H22L24 7L23 8L24 11H29L31 13V15L32 16L34 15V16L31 17V19H26L27 21L25 22V24H24L25 20L21 21V24L19 25V27L16 28L14 26V24H12L8 20L10 17H8L7 15L11 14V17L17 16L16 18H19L21 16V13L24 14L23 13L24 11H23V9H21L22 7L20 8L17 4H19L20 2H21L20 4H22L24 1H28V2L33 1L32 3L35 2V4H37V1L36 0L35 1L34 0H30V1L29 0H21V1H19V0H17V1L16 0H13V1L12 0H10V1L9 0L8 1L7 0H1ZM50 1H51V4H49ZM52 1L54 3L56 1L57 2L55 4H52L53 3ZM75 1L76 2L78 1V4L80 2V4H79L80 7ZM217 1L219 2V4ZM199 2H200V4H198ZM10 3H12V4L14 3V4L12 5ZM166 3H167V5H165ZM209 3H210V5H209ZM161 4H164V5H161ZM10 5H11V7H9ZM59 5H60V7H59ZM157 6H158V9H156ZM159 7L161 8L162 11L160 10ZM8 8H10L11 10ZM14 9L16 12H14ZM216 9H217V11H216ZM31 11L32 12L34 11V14ZM81 11H82L81 16H82V14L84 15L86 13L87 15L85 14V16H87L90 20H91V18L93 20H96L98 18L103 19L101 21L105 22V24L107 26L109 25L110 27H113L114 29L119 28V29L123 30L124 31L123 34L125 36L127 35V37L122 35L123 36L122 41L127 40L128 42L127 41L122 42L121 43L122 45L120 44L121 46L119 47L120 51H114L113 52V54H115V57H114V58H116L115 60H114V58H109V59L105 58V60H104V58H102V60H99V59L97 60V58H92V59L88 58V60L90 59L93 61L96 59L95 62L101 64L100 65L101 69L98 68V70H100V71L97 70L96 71L97 73H95L96 76L93 75L94 77L92 76V78H91V75H90V78H89V74L86 73L87 63L81 62V64H79V63L78 64L83 69H81L80 67L78 68L77 67L78 64H76V65H74V67L71 66L72 69L75 71V72L73 71V76L71 75L72 77L69 76L71 78H68V77L60 78L61 76H59L58 73H60V71L64 70L65 67L66 68L70 67L69 62H71L72 56L74 55L73 54L74 51L71 52V51H68L69 50L68 48L61 47L60 44L58 45L57 41L61 38L63 33L67 32V31L70 34H73V33L75 34V33H78L77 31H80V30L78 29V27H76V25L73 26L70 23H69L70 25L67 23L65 26L66 27L65 31H64V29L61 31V29L57 28L56 25H54V24H56V21H57V20H55V17L58 18L60 16L62 19H66L69 21L70 20H76V19H72L71 16H74L73 18H79ZM210 11H213L214 13L211 12V14H210ZM4 12H7V13H4ZM35 12H38V14ZM208 12H209V14H207ZM40 13H41V15H45V13L49 14V15L50 14L53 15L54 23L52 25H54L55 29H57V30L55 31V29H53L52 25H49V29H48L49 31L46 29L48 27H44V28H42L43 26L38 27L39 30L35 28L36 29L35 31H37V32L39 31L38 33H41V36H39V39H42V42L40 40H38V37H37L38 41L36 40L35 43L40 42V43H37L39 46H36V48H37V50H39V52L41 50L39 48H44L41 50L42 54L40 53L41 56L39 53H37L39 55L36 54L37 56L29 54V53H28L29 55L26 54L25 55L26 60L22 63L21 67L20 66L18 67L15 64L16 60L13 59L14 52L11 51V50H13V47H12L13 43L11 46V42H13V40L12 39L9 40V38H12V36H10V35H13V36L17 35L18 39L20 40L21 47L25 46V47H28L29 51H33L30 48V46L26 45V40L28 39L26 33L30 29L32 30L34 28L33 27L34 26L33 20L37 19L36 17H40ZM15 14H16V16H15ZM18 15H19V17H18ZM54 15H55V17H54ZM75 15H76V17H75ZM7 17H8V19H7ZM66 17H69V18H66ZM129 17H131L132 21L127 20V18H129ZM3 20L6 21L7 23L3 22ZM185 20H186V22H185ZM38 21H39V19H38ZM125 21H127V22H125ZM237 21H238V23H237ZM129 22H131L130 24L133 26H130L128 28V26L130 25ZM187 22H188V24H187ZM248 22L249 23L246 24V29L248 32H251V29H253V28H251V26L255 25L254 24L255 21L249 20ZM181 24L183 26H181ZM176 25H178V26H176ZM199 25H201V26H199ZM204 25L206 26V28ZM224 25H226V26H224ZM20 26H21V28H20ZM50 26H52L51 28L53 29V32L50 29ZM71 26H73V27H71ZM120 26H123V27L121 28ZM124 26H126L125 28H127V29H125ZM169 26H171V28L172 27L174 28L171 30V32H172L171 34H169L170 31H168L170 29ZM202 26H204V27H202ZM193 27H194L195 31H194ZM198 27L199 28L201 27L200 30H202V28H203V31L209 30L208 28H210L211 30L209 32L204 31L205 33L203 32V35H205L206 37H204V36L202 37L201 36L202 31H201V34L198 33L200 31V30H197ZM67 28H68V30H67ZM184 28H187V29H184ZM226 28H229V30H226ZM40 29H42V30L40 31ZM44 29H46L45 31L50 32V35H48V36H50L49 38L47 36H45L46 39H44V36L42 34H49V33H43V32H45ZM190 30L194 31V33H192L193 38L191 35L192 31H190ZM154 31H156V32H154ZM228 31H229V33H228ZM56 32H58V33H56ZM125 32H126V34H125ZM222 32L225 34H223ZM51 33L54 34V36ZM147 34L149 37L147 36ZM194 34H195V36H194ZM166 35L168 36L167 38H166ZM199 35L201 36V38L203 40L199 37ZM1 36H3V37H1ZM42 36H43V38H41ZM208 36H209V44H208V40H207ZM226 36H228L230 38L229 41L224 40V37H226ZM145 37H146V39H144ZM164 37L166 40L164 39ZM184 37H187V38H184ZM198 37L200 40H202L201 42L198 39ZM212 37H214V38L212 39ZM128 38H131V40L129 41ZM115 39L118 41H121L119 38L117 39L115 37ZM196 39L198 41H196V43H195ZM191 40H193V41L191 42ZM7 41H9L10 44L7 43ZM186 41L191 42V44L189 42H188L189 44L186 43ZM210 41H214V44L212 45V43ZM204 42H206V43H204ZM219 42L221 45H219ZM202 43H203V45H202ZM223 43H224V45H223ZM9 45L11 46V50H9L10 49ZM199 45L202 48H204L208 45V47L210 49L204 48V50H202L201 48H199L200 47ZM204 45H206V46H204ZM3 46L5 47V49ZM223 46L227 47L228 49L225 50V48H223ZM213 47L217 48L216 49L217 52L214 51L215 48H213ZM212 48H213V51L216 53L211 51ZM221 48L224 50H222ZM48 49H50V50L48 51ZM199 49H200V51L202 50L201 52L203 55L201 54V56L198 55V53H201L199 51ZM159 50L160 51H158V49H157L155 51L154 55L152 56V58H154V56H155V59H153L155 62L151 61L152 60L151 57L149 58L151 60H148V59H146V61L144 60L145 64H148V63L150 64V61H151L150 65L152 66L153 70L161 69L162 64H163L162 63L163 60L161 61V59H163L164 57H167L169 55L168 52H165V50H163V48L159 49ZM207 50H210L211 52L207 51ZM228 50H230V51H228ZM141 51H142V53H141ZM205 51H207L208 53H206ZM222 51H224V52H222ZM156 52L157 53L159 52L161 55L164 52L162 58H160L161 55H159V53L156 54ZM196 52H197V54H196ZM204 54H207V56H205ZM195 55L196 56L198 55L197 58L198 57H200V58L197 59ZM212 55H214L213 56V58L215 57L214 59L211 57ZM219 55H221L222 57ZM169 56L171 57V54ZM202 56H204V58ZM217 56L219 58L221 57L219 60L224 62V66H223V62L217 60L218 59ZM38 57L39 58L41 57L40 60ZM143 57L144 56L140 57V60H142ZM206 57H207V59H206ZM223 57H225V58H223ZM35 58H37L38 60L37 59L35 60ZM208 58H210V59H208ZM200 59L203 63L205 62V60H206V62L203 64V63H201ZM202 59H204V61ZM230 60H232V61H230ZM233 61H236L234 63L235 65L231 66L230 63H232ZM104 62H106V63L104 64ZM178 62H179V65L177 64V65H174L171 67L173 69L176 68L175 70H181L180 68H182V65L180 64V61H178ZM83 64H84V67H83ZM85 64H86V66H85ZM99 64H97V65H99ZM35 67L37 68L36 69L37 72L35 70ZM38 67H40V69H38ZM227 67L228 68L230 67V75L233 74L232 77H229L230 75L227 73V71H229V70L225 69ZM217 68H220V69H218L220 71L219 76L217 75V73H218ZM4 69L6 70V72ZM32 69H33V71H32ZM76 69H77V71H76ZM7 70H9V71H7ZM57 70L58 71L60 70V71L58 72ZM78 70H79V72H78ZM213 70H216L217 73H214ZM223 70H225V72L227 74L222 73ZM10 71H12V73H10ZM51 71H53L54 73L53 72L51 73ZM81 71H83L84 73ZM172 71L173 70H170L171 75H173L175 73L174 71L173 72ZM25 72H27V73H25ZM213 73L217 77H215L214 75H211ZM18 74L21 76H19ZM56 74L58 76H55L54 79H52L53 75H56ZM85 74H88V76ZM221 74L222 75L225 74L223 76V78H225V80L228 82V83H226V85H228V86H225V88H224L225 91L222 89L223 91L222 90L219 91V93L217 95L215 90H216V86L218 85L217 84L218 81L215 78L219 77L218 79H223ZM51 75H52V77H51ZM7 76H9L8 79H7ZM14 76H16V77H14ZM17 76L21 77V78L23 77L22 78L23 81L21 80V82H17L16 81ZM28 76L30 79L32 78V80H30L28 78ZM43 76H44V78H43ZM46 76H48V77H46ZM134 76L135 75L133 73V77ZM157 76L159 77V74L156 75L155 77H157ZM211 76L213 77V79H211L212 78ZM226 76H227V78H226ZM49 77H51V78H49ZM125 77H127V78H125ZM3 78L4 79L6 78L5 80H3L4 83L2 82ZM120 78H122L123 80ZM27 79L30 82L27 81ZM45 79H47L46 80L47 82L44 81ZM112 79L115 81L117 79L119 81V79H120L121 81L120 82L116 81L117 82L116 83L117 85H116L114 83L115 81H112ZM157 79L159 82H162V80L164 78L159 77ZM251 79L252 80L255 79L254 80L255 82L252 81ZM166 80H168V78H166ZM213 80H214V82H213ZM247 82H248V84H250L249 87H247V85H248ZM46 83H48V87H47ZM118 83H119V85H118ZM3 84H5V85H3ZM9 84H10V82L7 83V85H9ZM206 84H208V85L206 86ZM215 84H217V85H215ZM42 85L44 86V88L42 87ZM113 85L115 86L114 87L115 90H113L114 89ZM116 86H119V87L116 88ZM108 87H109V89H108ZM56 88H58V89H56ZM249 88H250V90H249ZM107 89H108V91H107ZM209 89H210V92H208ZM64 90H66L69 93H67ZM99 90L103 91L105 94L101 93ZM112 90H113L114 94L112 93ZM211 90H213V91H211ZM40 91H42V92H40ZM107 92H109L111 94L108 93L109 96H106ZM63 93H64V95H63ZM223 93H225V94H223ZM250 93H252V94H250ZM39 94H41V95L43 94L42 99L41 98L38 99ZM213 94H214V96L217 95L216 98L213 96ZM184 95H186V94L181 93L180 96L183 97ZM105 96H106V98H104ZM210 96L213 99H210ZM107 97H108V99H107ZM110 97H111V99H110ZM218 97H220V98H218ZM36 99H37V103H40V101H41L40 106H39L40 109H39V107L35 106ZM44 99H45V101H44ZM217 99H219V100H217ZM38 100H40V101L38 102ZM254 100H256V103L254 102ZM42 101H43V103H42ZM257 101H260V102H257ZM227 102H230V104H228ZM253 103H254V105H252ZM85 104H86V106L84 108ZM103 104L105 105V107L103 106ZM224 104H226V105H224ZM255 104H256V106H255ZM215 105H216V108L214 107ZM220 105H222V106L220 107ZM98 107L99 108L102 107L103 111L100 112ZM39 110H40V113H42L43 115L48 114L47 116H49L51 114L50 116H53V114H54L53 117H55V119H56V121H54V123L58 122L59 126L56 123L55 124L52 123L53 127L56 128V130L57 129L61 130L62 131L61 133L63 134V136L69 135V138H67V136H65V138L68 139L67 144L68 143H69V145H71V143L73 144V145H71V147L69 145H68L69 147H67L66 145L64 147V146H62V141L59 142L58 139H55V141L52 144H50V147L48 145H45L44 141H42L44 146H42V148L40 149V147L42 145L41 144V145H39L40 147L38 146L35 149L36 152H37V150L39 152V153H35L36 155L38 154L37 156H35V154H33V155L30 154L29 156H27V152L26 151L24 152L20 149V148L25 146L24 145L25 142H23L24 140L22 138H23V136H24V138L27 137V134L25 135V133L27 132L26 129L28 128V126L30 127V125H31V124H29V119L34 115V113H36V112L39 113ZM120 110H122V111H120ZM200 110L201 111L205 110V111L201 113ZM206 111L208 113H205ZM110 112H113V113H110ZM55 113H58L57 114L59 116L58 118H57V115ZM108 113H110V114H108ZM121 113H122V115H121ZM31 114H33V115H31ZM72 114H74V115H72ZM76 114H77V116H79V114L82 117L86 116L87 119L86 118L81 119V117H78V120H77ZM123 114L124 115L127 114L128 116H133V127L130 126L131 129L128 128L130 125L129 121L126 120L125 118H122ZM99 115L101 117L102 116L103 117L100 118ZM44 116H46V115H44ZM73 116H74V118H73ZM92 116H96L97 118L99 117L101 120V123H99L97 121V119H95L96 117L94 118V120L91 119ZM232 117L234 118V116H232ZM57 119H59V120L57 121ZM16 120H17V122H16ZM75 120H77V122ZM18 121L24 122L22 124H25V125L23 127H21L22 125H21V123H18ZM61 123L64 124V126H62V128H61ZM74 124L75 125L79 124V126L81 125L80 129H83V131H81V133H80L81 136L79 134V131L76 132L75 131L76 129H73ZM121 124L124 125V128ZM69 125H72V127ZM2 127L4 129H5V127H7L6 128L7 130H4ZM59 127H60V129H59ZM23 128H25V130ZM68 128H72L70 130L71 131L74 130V131H72L73 133L70 132V130H68ZM108 129H110V130H108ZM122 129L125 133L121 132ZM109 131H111V134L109 133ZM57 132L59 133L60 131H57ZM106 132L108 135H106ZM61 133H59V134H61ZM104 133H105V136H103ZM72 134L77 138L70 139L73 136ZM125 134H126V138H124ZM70 135H72V136H70ZM8 136H9V134H8ZM10 139L12 140V138H10ZM99 139H100V142L97 143V140H99ZM102 140L104 141V143L107 142V146L109 145V147H107L105 149L106 145H103ZM131 140H132V142H131ZM109 141H110V143H108ZM128 141H129V144L126 143ZM20 142L23 143L22 145H24V146L21 147ZM40 142L41 141H39V143ZM254 142H256V141H254ZM65 143L66 142H63V145ZM132 143H133V145H131ZM75 145H74V147H75ZM102 145L104 146V148H102L103 147ZM134 145L137 146V148H135ZM63 148H65V149L63 150ZM109 148H112V150H113V151L111 150L112 154L110 153V151H108V150H110ZM72 149H70V150H72ZM120 149L122 150V153L119 151ZM203 149L209 150V148H203ZM115 151H118V153L120 152V154L116 153V155L114 156L113 154H115ZM139 151L142 154H140V153L138 154ZM257 151H255V153L253 154L255 156L253 158H257V156H258L256 154V153H258ZM23 153H21V154H23ZM108 153H110V154H108ZM245 155H246L245 153L242 154L243 158L245 157L244 160L248 161V158ZM259 156L260 157L262 156V157L260 158ZM259 156H258V158H260V160H261V161H259V164H260L259 166L261 168H263L264 167V154L263 155L259 154ZM205 160H208V159L201 158V164H204ZM77 161H79V158H77L76 162H73V163H77ZM172 163H173V161L168 162V165H173ZM42 164H44V165L42 166ZM224 165H226V164L224 163ZM106 169H107V171L104 172V170H106ZM42 170H44V171H42ZM165 171L166 170H161L160 172L162 174H165L164 173ZM241 172H243V171H241ZM239 174H240V172L237 171L236 176H238ZM209 176H210V178H215L214 173L209 175ZM3 179H4V177H3ZM73 179L74 178H72V180ZM46 180L48 183L44 182ZM160 180H162V179H160ZM103 181H105V182L103 183ZM156 182H158V180L155 181V183ZM173 182H174V180H173ZM46 183H47V185H46ZM60 183H62V182H60ZM18 184H20V185H18ZM42 185H44V186H42ZM157 185L159 187H157ZM1 187H0V191H2ZM189 188L190 187H188V189ZM11 190H13V189H11ZM46 190H47V192H46ZM48 190H49V192H48ZM157 195L159 197H157ZM65 198H66V201L68 202V197H65V196H64V198H62L63 202H64ZM69 198H71V197H69ZM159 198H161V199H159ZM46 200H48V201H46ZM160 200H161V202H159ZM38 201H40V202H38ZM55 201H56V199H54V202ZM94 201H96V202L94 203ZM33 202L34 203L37 202L38 206L36 204H34ZM33 204L36 206H34ZM62 204H64V203H62ZM31 205H32V207H31ZM46 205H48V207ZM88 205L90 207H88ZM159 205H160V207H159ZM59 206H60V204H59ZM168 206L170 207V209ZM34 207H36L37 209ZM76 207H78V208H76ZM104 208H103V210L108 209V208H105V209ZM158 208H160V209H158ZM165 208H167V209H165ZM38 209L40 210V212ZM92 209H95V207H93ZM162 209H164V210H162ZM167 210H169V211H167ZM178 210L181 213V215H180V213L177 212ZM173 211H175V212H173ZM32 212H33V214H32ZM34 213L36 215V218H34L35 217ZM103 213H105V212L103 211ZM22 214H24V215L22 217H20L19 215H22ZM27 216H30V217H27ZM37 216H40V217H38L40 220L37 219ZM22 218H23V220H22ZM106 219L107 218L105 216V218L103 220H106ZM177 219H179V220H177ZM10 220L18 222L19 228L17 229V227H13L12 224L9 225L8 221H10ZM101 221L103 223H101ZM7 223H8V226H6ZM127 223H129V224H127ZM6 228H7V230H6ZM69 230H70V232H69ZM138 231H139V233L137 234ZM133 234H135V235H133ZM95 236H96V239L94 241ZM92 237H93V239H92ZM36 239H38V238H36ZM64 239H66V241L68 243L66 241H64ZM69 240H71V242ZM34 241H31V243H28L29 245H27V249L32 247V242H34ZM72 242H78V243H76L77 244L76 245ZM107 244H109V245H107ZM84 245H85V247H84ZM40 252H42L44 254H42ZM57 253H59V254H57ZM33 254H35V256Z\"/></svg>","mask_w":264,"mask_h":264}]
</instances>
